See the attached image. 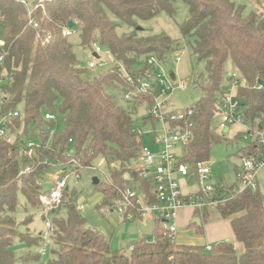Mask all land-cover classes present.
<instances>
[{"label":"trees","instance_id":"obj_1","mask_svg":"<svg viewBox=\"0 0 264 264\" xmlns=\"http://www.w3.org/2000/svg\"><path fill=\"white\" fill-rule=\"evenodd\" d=\"M182 1L188 6L189 16L180 32L183 38H193L192 56L204 62L205 71L203 82L194 81L202 92L201 98L185 110L192 111L191 137L179 163L192 168L197 162H208L213 145L220 140L212 123L218 115L217 95L222 91L226 61H231L244 82L236 96L245 122L253 125L257 121L264 128V0H255L260 9L246 15L244 5L232 0ZM171 2L46 0L44 11L35 12L37 31L48 37L40 43L26 8L14 0H0V113L18 112V116L5 122L13 142L0 140V264H16L11 250L15 237L28 245L42 241L40 236L17 232L15 214L19 196L23 198L25 214L28 209H42L39 197L44 176L53 170V165L66 164L73 158L82 168L89 167L91 160L101 155L111 179L96 185L103 195L102 203L110 205L116 188L132 187L131 181L136 183L134 188L153 197L151 178L143 177L142 169H128L130 161L141 160L142 149L132 114L137 105H152L153 98L141 95L131 102L123 100V107L109 89L133 90L128 77L151 80L155 69L148 61L143 69L133 71L141 63L140 57L148 60L154 56L163 61L178 49V41L164 32L141 35L137 29L140 22L150 20L161 10L172 13ZM69 22L74 26L69 28ZM121 25L131 29L118 32ZM68 29L78 35L82 46L96 44L108 51L113 67L90 75L72 51V34H64ZM46 113L60 115L61 133H53L56 119L46 120ZM28 141L35 143L30 158ZM70 143L73 147L68 154ZM251 148L248 144L240 151L244 156ZM25 169L28 171L18 176ZM126 171L131 180L124 178ZM225 194L227 198L215 205L221 218H230L235 239L244 246L239 256L225 241L214 244L209 252L176 245L156 220L152 241L138 240L131 252L128 248L125 252L111 251L105 237L88 227L79 215L77 194L66 189L50 219L54 250L46 264H264V198L257 189L240 191L236 184ZM27 215L23 225L31 221V215ZM201 219L203 224L206 214ZM190 226L198 234L203 231L202 226ZM28 258L24 256L21 264H27Z\"/></svg>","mask_w":264,"mask_h":264},{"label":"rangeland","instance_id":"obj_2","mask_svg":"<svg viewBox=\"0 0 264 264\" xmlns=\"http://www.w3.org/2000/svg\"><path fill=\"white\" fill-rule=\"evenodd\" d=\"M36 0H27L28 7L32 8ZM237 4L244 5V15L251 11H257L260 8L255 4V0H232ZM172 13L165 10L159 11L153 18L148 21L140 22L137 26L141 35H153L159 32H164L171 38L178 41L179 47L173 53L168 54L163 61L154 60L152 62L155 75L162 78L165 85L173 86L174 90L170 93H165L158 99L162 103V110L165 112H183L196 103L202 95L199 88H196L194 81L203 82L205 79L204 62L196 61L191 53V44L193 38H183L180 32V26L188 19L189 10L187 4L182 0H172ZM111 19L120 23L118 19L111 16ZM131 28L124 25L118 29V32H127ZM69 42L72 45V51L75 54L79 65L82 68H87L88 63H93L94 68L88 69L90 75L96 76L107 69L113 67L110 54L105 49L99 47L100 52H95L94 45L82 46L77 34H72L69 37ZM96 54L97 57L94 56ZM148 61L146 56L140 57L139 64L133 67V71L137 72L143 69L144 63ZM174 74V80L170 79L169 75ZM234 75L233 80H237L238 84L242 83V78L233 67L231 61H226L224 64V75L221 83V92L217 95V101L221 99L222 94H226V89L229 87L228 77ZM184 82L185 88L183 90L177 89L179 82ZM117 99L118 103L125 107L126 103L123 101V95L129 93L128 90H113L109 89ZM237 94V87L235 88ZM151 105L141 104L137 105L132 114L135 129L140 134L142 147L157 153L163 150L162 146L155 144V133L161 130L160 121L154 119L149 110ZM56 125L53 133H61L63 126L59 114H55ZM220 117L217 115L212 123L217 136L220 138L219 142L214 144L207 162L210 168V175L207 180L182 178L174 174L173 178L178 183L183 194L190 196H199L205 186L209 185L213 188H220L225 194L230 187L237 185L241 188V184L237 181L236 174L242 169L243 154L240 150L250 143L249 138H244L243 133L245 127L243 125H230L229 132L219 129ZM247 127L249 126L245 122ZM73 144H69V152L72 151ZM176 163H179L184 155V149L177 144L171 150ZM117 166V164H112ZM145 169L141 160H132L128 164L130 170ZM57 177V170L53 169L44 176L42 194H46L53 186ZM96 178L99 183L111 182L108 167L105 157L98 155L91 160V166L80 168L77 174L70 173L66 180L67 189L69 192H75L76 208L79 215L85 220L86 225L92 229H96L108 241L109 249L111 251L125 252L128 246L133 245L138 240L147 238L149 241L153 240V221L141 222L138 218L126 219L122 214L110 208L109 203H102L103 195L98 191L96 185L93 184V179ZM124 178L130 179L129 172L124 173ZM131 180V179H130ZM255 182L257 190L264 198V166L260 167L255 174ZM131 186L134 188L135 182L131 181ZM225 192V193H224ZM222 194V195H223ZM215 195L214 192L203 194V201L206 206L201 207L199 215L206 214V221L203 223L209 225L211 233L221 234L220 241L226 238V219L221 218L217 212L216 205L211 203V197ZM19 207L15 214L16 230L22 234H28L33 237H38L45 232L44 221L40 216L41 210H29L25 214L23 211L24 201L21 196L18 198ZM192 201L188 206L194 207ZM81 207V208H80ZM189 210V208L185 209ZM187 211V212H188ZM31 215V221L23 225V221L28 215ZM52 214L49 216L51 219ZM176 224V220L173 221ZM228 223V222H227ZM225 224V225H224ZM186 229L184 224L177 226V230ZM230 232V231H229ZM232 234V233H231ZM200 235V234H199ZM41 237V236H40ZM219 241V242H220ZM226 241V240H225ZM233 247L235 242H230ZM214 245V244H213ZM45 247V254L36 257L38 249ZM11 250L13 252L16 264H21L24 256H28L27 264H46L48 260L53 257L54 245L50 239L47 244L39 241L36 245H28L15 237L12 241Z\"/></svg>","mask_w":264,"mask_h":264},{"label":"built area","instance_id":"obj_3","mask_svg":"<svg viewBox=\"0 0 264 264\" xmlns=\"http://www.w3.org/2000/svg\"><path fill=\"white\" fill-rule=\"evenodd\" d=\"M46 0H36L32 5V8L28 7L27 0H14L15 3L20 4L26 8L27 18L30 25L36 29V36L40 43L48 40V37H42L39 32L38 21L35 16V12L40 10L44 11V3ZM65 36H70L72 32L68 29L65 30ZM44 38V39H43ZM95 52L99 53V47L94 44ZM156 60L154 56H150L148 64L153 66L152 62ZM88 69H93L94 64L88 63ZM156 73V72H155ZM234 75L230 76L229 87L226 89V94H222L221 99L217 101L218 115L220 117L219 129L228 130L230 125H243L245 132L244 138H249L251 150L247 155L243 156L242 169L236 174L237 181L241 184L239 190L250 189L255 191L257 184L255 182L256 171L264 166V128H261L256 121L253 125L247 127L245 123V117L243 114V108L240 100L235 94V88L243 86V80L241 84H238L237 80H233ZM128 82L133 84V90L123 95L125 102H131L135 100L137 96L151 95L153 103L149 110L150 115L160 121L161 130L155 133V144L162 146L163 150L157 153L150 151L149 149L142 147L141 149V161L145 166L143 170V177L151 178L152 181V196H147L141 193L139 190L133 187L116 188V195L111 201L110 208L116 210L122 214L125 218L132 219L140 217L144 220L159 222L162 230L167 233L169 240L173 241V236L177 230L176 224L173 221L176 220L177 214L181 208L188 206L192 201L194 207L200 210L201 207L206 206L203 201V194H209L214 192L215 195L220 188H213L212 186H205L199 196H185L181 191L178 183L174 180L173 175H179L182 178L195 177L199 180H207L210 175V168L207 162H197L192 168L183 163H176L174 156L171 153L173 147L177 144L182 148L187 144L191 137L192 123L189 118L192 115L191 110L183 112H165L162 110V103L158 99L165 93H170L174 90L173 86L165 85L162 78L158 75H154L151 80L142 78H136L135 80L128 77ZM135 81V83H134ZM185 88L184 82L177 84V89L183 90ZM160 90V94H156V91ZM0 94V107H1ZM169 114L168 117L166 115ZM18 116L17 111L8 112L6 114L0 113V140H4L7 143H12L14 136L8 131L5 122L10 117ZM46 120H54V115L46 113L44 115ZM35 146V143L28 141L26 148L28 158L31 157V149ZM69 152L68 154H70ZM81 168L75 159L69 160L68 163H59L53 165V169L57 170V177L53 183L52 188L39 197V201L42 205L40 216L44 221L45 232L40 235L42 241L45 244L51 239L53 228L49 216L61 205L62 196L67 189L66 180L70 173L77 174ZM28 169L21 170L18 176L24 174ZM223 194V193H222ZM214 196V195H213ZM220 196V195H218ZM211 203L215 204V201ZM81 208V207H80ZM147 241V240H146ZM133 247L130 246L128 251L131 252ZM205 251H211V247H206ZM39 255L45 254V247L38 249Z\"/></svg>","mask_w":264,"mask_h":264},{"label":"crops","instance_id":"obj_4","mask_svg":"<svg viewBox=\"0 0 264 264\" xmlns=\"http://www.w3.org/2000/svg\"><path fill=\"white\" fill-rule=\"evenodd\" d=\"M227 132H229V129L226 130V133ZM189 178L192 179L195 177L191 176V177H188V179ZM195 179H197V178H195ZM185 196H188V194H186ZM186 208L187 209L189 208L190 211L185 210ZM198 213H199V210H197L191 206H186V207H183L180 209V211L177 214V218H176V227L181 225V224H184L186 229H183L182 231L179 229L176 230V232L173 236V241H172L174 244L182 245V246H195V247H200V248L205 249L206 247H212L213 244L219 243L220 239L222 238V235L220 233L219 234L211 233V229H210L209 225H205L203 227L202 219H201L202 216H200ZM137 218L141 222L146 221L140 217H137ZM195 218H197L199 220V224H196L195 222H193V220ZM126 219H128V218H126ZM128 220H130V219H128ZM190 224H195L196 226H202V228H203L202 233L200 235L198 233H196L195 228L191 227ZM225 227H226V238H225L226 241L225 240L224 241L225 242H233V243L235 242L234 251H235L236 255L239 256V255L243 254L245 251L244 246L241 243L236 241L235 236H234L232 229H231V226H230V218L226 219V226ZM144 240L149 241L147 238H144ZM220 242H223V241H220ZM129 247L130 246H128V248Z\"/></svg>","mask_w":264,"mask_h":264},{"label":"water","instance_id":"obj_5","mask_svg":"<svg viewBox=\"0 0 264 264\" xmlns=\"http://www.w3.org/2000/svg\"><path fill=\"white\" fill-rule=\"evenodd\" d=\"M73 26H74L73 22H69V23H68V27H69V28H71V27H73ZM94 56L97 57L96 54H94ZM169 77H170V79L174 80V74H173V73H171V74L169 75ZM258 83H259L260 85L262 84L261 81H259ZM225 132H226V130H224V133H225ZM92 182H93L94 185H97V184H98V180H97L96 178H94ZM225 198H227V194H223V195H221V196L214 195V196H212V201L219 202V201H221V200H223V199H225ZM193 222H195L196 224H199V220H198L197 218H195V219L193 220Z\"/></svg>","mask_w":264,"mask_h":264}]
</instances>
